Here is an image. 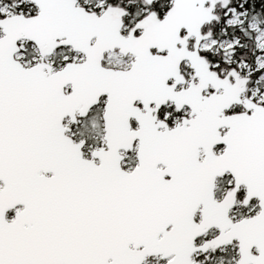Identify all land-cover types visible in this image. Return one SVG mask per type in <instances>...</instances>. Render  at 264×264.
Listing matches in <instances>:
<instances>
[{"label": "snow or ice", "instance_id": "obj_1", "mask_svg": "<svg viewBox=\"0 0 264 264\" xmlns=\"http://www.w3.org/2000/svg\"><path fill=\"white\" fill-rule=\"evenodd\" d=\"M0 264H264V0H0Z\"/></svg>", "mask_w": 264, "mask_h": 264}]
</instances>
